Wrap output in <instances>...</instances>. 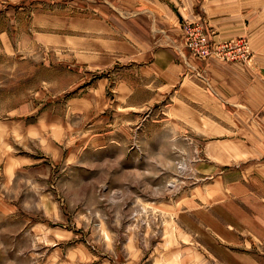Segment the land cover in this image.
Listing matches in <instances>:
<instances>
[{"label": "rangeland", "instance_id": "obj_1", "mask_svg": "<svg viewBox=\"0 0 264 264\" xmlns=\"http://www.w3.org/2000/svg\"><path fill=\"white\" fill-rule=\"evenodd\" d=\"M89 1L0 0V264H238L236 255L261 253L228 244L251 231L231 224L255 213L202 157L218 133L176 118L170 99L149 104L133 52L85 49L104 44L80 18L101 13L131 30L137 21L147 40L148 17L131 13L149 3ZM177 8L180 45L182 26L200 19L211 42L229 40L200 11ZM106 39L118 48L127 35ZM91 61L100 67L81 64ZM131 87L138 99L126 98Z\"/></svg>", "mask_w": 264, "mask_h": 264}, {"label": "crops", "instance_id": "obj_2", "mask_svg": "<svg viewBox=\"0 0 264 264\" xmlns=\"http://www.w3.org/2000/svg\"><path fill=\"white\" fill-rule=\"evenodd\" d=\"M88 1L81 2L83 7ZM93 1L99 0H90L89 3ZM124 2L125 0H112V3ZM133 2L136 5L148 2L151 6L150 10L144 11L136 10L135 6L131 13L133 17H138V21L148 17L147 40L137 37V21H134V28L131 30L125 24L110 25V17L101 13L99 18H80L85 34L99 36L104 44V47L98 48L99 51L91 46H86L85 49L95 52H133L130 59L135 63L133 70L138 77L139 89H143V93L149 92V104L162 98L165 101L170 99L171 113L176 118L189 124L191 117H197L193 120L200 125L197 130L218 133L212 142L216 150L213 153L204 152L202 157L212 164L215 173L219 171L218 178L221 181L228 172L229 195L244 198V202L252 208L249 211L255 213L247 214L243 223L231 224L251 231L228 244L242 243L250 250L261 245V253L245 252L236 256L242 260L238 264H264L261 260L264 257V233L253 234L254 225L264 229V0ZM177 6L183 7V12L189 11L188 14L199 11L204 14L220 39L247 35L254 53L253 61L244 64L221 62L216 58L206 62L187 59V51L178 43L181 18L177 13ZM120 19L117 17V20ZM110 34L127 35V39H113V44L116 43L118 48L110 49L109 40L106 39ZM68 48L72 49L71 46ZM98 58L100 61L107 59L105 56ZM81 64L87 68L100 67L99 63L93 61L88 65ZM195 71L203 75V78L192 75ZM128 87L130 89V85ZM141 89L139 94H143ZM131 94L132 99L139 98L137 87H131L126 98H131ZM87 100L84 99L85 107L80 111L90 114V109L86 106ZM6 113L12 115V105H9ZM4 128L12 134V125L5 123ZM202 161L206 162L204 159ZM226 167V172L221 170ZM183 254L186 253L182 251Z\"/></svg>", "mask_w": 264, "mask_h": 264}, {"label": "built area", "instance_id": "obj_3", "mask_svg": "<svg viewBox=\"0 0 264 264\" xmlns=\"http://www.w3.org/2000/svg\"><path fill=\"white\" fill-rule=\"evenodd\" d=\"M193 25V27H192ZM203 20H195L186 22L182 26L183 40L181 43L184 47L188 48L201 60L207 58H216L221 62H235L250 64L253 61L254 53L250 44V40L245 36L211 42L208 35L203 28ZM194 55V56H195Z\"/></svg>", "mask_w": 264, "mask_h": 264}]
</instances>
